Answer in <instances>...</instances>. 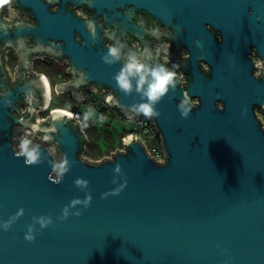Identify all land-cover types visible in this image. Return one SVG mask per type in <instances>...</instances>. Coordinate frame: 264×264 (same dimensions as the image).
Masks as SVG:
<instances>
[{
  "label": "water",
  "instance_id": "water-1",
  "mask_svg": "<svg viewBox=\"0 0 264 264\" xmlns=\"http://www.w3.org/2000/svg\"><path fill=\"white\" fill-rule=\"evenodd\" d=\"M64 1L52 11L44 0H14L36 22L17 21L11 31L0 30V40L18 57L13 76L0 59V225L24 210L8 231L0 226V264H264V132L252 109L264 97V82L251 76L241 49L232 50L241 36L228 33L230 8L244 0H91L96 13L105 10L107 29L120 26L122 35L142 38L146 31L131 21L127 6L183 27L179 39L190 52L191 78L186 89L177 86L156 105L160 115L152 118L164 161L152 158L136 135L124 141L125 150L92 161L81 154L86 136L72 113L52 109L45 120L37 119L49 94L45 78L27 65L29 52L67 59L71 80L55 84L59 92L71 88L83 100L81 87L107 89L108 103L126 116L139 101L113 80L123 61L101 60L108 47L95 33L96 23L88 31L84 20L63 10ZM203 22L224 28L223 40L215 44ZM23 35L34 38L33 47L28 49ZM259 36L264 54V29ZM200 57L211 65L209 77L198 66ZM183 94L198 99L186 119L177 107ZM17 125L26 128L22 139L32 131L29 140L39 145L41 163L26 165L17 157ZM65 158L71 167L57 183V159ZM116 164L124 175L114 172ZM77 178L89 182L90 205L70 209H79L80 216L58 220L73 198L85 197L74 185ZM125 180L118 195L101 199ZM34 216H51L53 223L43 229L35 224L29 242L25 233Z\"/></svg>",
  "mask_w": 264,
  "mask_h": 264
},
{
  "label": "flooded vegetation",
  "instance_id": "flooded-vegetation-1",
  "mask_svg": "<svg viewBox=\"0 0 264 264\" xmlns=\"http://www.w3.org/2000/svg\"><path fill=\"white\" fill-rule=\"evenodd\" d=\"M13 1L14 0H0L1 31H11L13 28H15L14 23L17 21H22L23 23L29 24L36 22L29 8L17 7L13 4ZM44 1L48 4L49 9L52 11H56L58 8H60L62 2V0ZM90 3L91 0H65L63 3V10L65 12L69 11L73 16L84 20L86 22V28L88 31L90 30L91 26L94 27V25L88 26V24L91 23V21L96 23L98 28L95 33L101 39V43H104V46L106 47L115 43L116 41H119L122 45H124V54H126L128 51H134L140 56L141 59L149 63L159 62L168 67H170L173 63L179 65L177 71L182 74L183 79L182 83L178 84L177 86L183 89L187 88L188 81L191 78V75L188 71L190 52L187 46L179 39L181 32H183L182 26L171 22H162L144 9L127 6L125 10L130 11L131 21L136 24H142V28L146 31L143 33L142 38L129 31H126L124 35H122L120 26H118L116 30H108L107 21L105 20L104 14L105 10H101L100 12L96 13L95 9ZM250 16L251 20H249ZM216 17H218V15H216ZM230 20L231 28H228V33L241 36L240 42L236 44L234 48L231 46L230 48H232V50L241 49L245 58L242 56L241 57L248 64L249 73L251 76L255 79H258L259 81L264 82V54L259 52L260 48L257 44V41L260 39L259 34L262 33L264 29V0H260L256 4L251 3L250 0H244L243 3L238 4V8L231 6ZM202 24L204 30L206 29L212 34L215 44H218L223 40V35L225 33L224 28L214 26L210 22H203ZM254 25H258L260 30H256ZM106 35L114 38L115 41L109 39V37ZM23 36L26 42L25 45L28 47V49L33 47L35 44L33 43L34 38L30 35ZM119 36L121 37L118 39ZM76 37L79 38V35L76 34ZM144 41L146 43H144ZM145 44L147 45V51L149 54H145L144 52L146 48ZM41 56L42 54L40 53L29 52L27 54V59L30 61L27 65H31L30 69L33 72L37 73L39 68L45 67L46 74L51 80H53V78L57 79L60 76H64L65 79H67V77H71L68 72V66L66 65L67 59L65 57H52L44 55L43 58L40 59ZM0 59L3 62V67L5 70H8L9 73V67L12 66L13 62H15V67L18 65V57L14 48L6 44L5 40H0ZM197 61L199 68L206 76L209 77L211 65H209L202 57H200ZM65 79L62 81H66ZM93 87L96 89L93 90ZM70 91L64 90L61 92V95H64L67 100L73 101L69 95L75 91L73 89ZM99 91H101V89L92 84L82 90V93L84 94L83 96L86 97V101L88 100L87 103L91 104L95 110L98 109L100 111L102 109V102ZM75 98L77 97L75 96ZM62 99L64 101L65 98ZM191 99L194 103L195 98L191 97ZM92 101L93 103H91ZM217 105L220 108L223 107V103L221 101H217ZM72 107L74 106L71 105V108ZM252 109L260 128L264 132V97L259 104H253ZM12 128V131L16 137L13 146L16 149L18 148V145L25 134L26 128H22L19 125L13 126ZM86 141H89L87 135Z\"/></svg>",
  "mask_w": 264,
  "mask_h": 264
},
{
  "label": "clouds",
  "instance_id": "clouds-1",
  "mask_svg": "<svg viewBox=\"0 0 264 264\" xmlns=\"http://www.w3.org/2000/svg\"><path fill=\"white\" fill-rule=\"evenodd\" d=\"M124 45L119 41L108 46L107 51L101 56V60L108 65H112L117 61H123L118 72L113 76L116 87L125 96L132 95L133 93L139 96V101L132 103L128 111L135 115H142L146 118H156L160 115L156 105L170 92L177 88V85L182 83V74L177 71L179 65L173 63L170 67L160 63H149L141 59L140 56L134 51H128L124 54ZM55 85V84H54ZM112 99V97H109ZM182 118H187L192 111L193 101L190 96L183 94L179 105L177 106ZM17 157H24V163L26 165H37L41 163L39 145L32 144L27 139H21L18 145ZM59 169V183L65 173H67L71 167V164L67 158L59 163L57 166ZM115 173L124 175L121 166L115 165ZM88 181L83 178H77L74 181V185L85 191L84 199L73 198L68 205L62 209V214L57 217L58 220H65L69 215L80 216L81 211L77 209L74 212H70V209H74L77 205L87 208L91 202V193L87 191ZM113 184H116L115 176L112 180ZM127 181L121 183L118 187L114 188L110 192L101 194V199L107 198L109 195H118L121 190L126 186ZM23 208L18 209L17 212L9 217L8 220L2 222V228L5 231L10 229V226L23 215ZM34 223L28 225L27 232L25 233V239L32 242L35 239L34 231L35 224H38L40 229L48 227L53 223L51 216H40L32 218ZM219 247V245H217Z\"/></svg>",
  "mask_w": 264,
  "mask_h": 264
},
{
  "label": "rangeland",
  "instance_id": "rangeland-1",
  "mask_svg": "<svg viewBox=\"0 0 264 264\" xmlns=\"http://www.w3.org/2000/svg\"><path fill=\"white\" fill-rule=\"evenodd\" d=\"M14 65H15V62H13L12 66L9 67V71L12 75L14 74L13 73V70L15 67ZM38 72H40V71H38ZM48 78H49V76H48ZM68 78L69 77H67V79ZM67 79H65V80H67ZM49 80H50V78H49ZM66 90L70 91L71 89L68 88ZM99 95H101V99L102 98L104 99L107 94L104 91H100ZM50 97H51V103L49 104L47 109L40 111L39 114L41 116H42V114L46 115L49 112V109H54L55 107L62 108V109L63 108L64 109H70L71 105H73V106H78L83 112L86 109L90 108V106H88L89 103L81 102V101H79V98H75L73 95V92L71 93V95H69V97H71V99L72 98L77 99L76 101L67 100L64 95H61V93L59 95L58 94L56 95L55 85L53 87H51ZM81 97H83V95H81ZM62 98H65L64 101ZM91 103H93V101ZM104 112H105V114L103 112L101 114V113H99L98 109L92 110V107H91V109H90L91 117L94 118L95 115L97 114V118L92 123L91 122H85V120L83 123V129L85 130V133L88 137V140L90 139V141L89 142L86 141L85 147H84L81 154L84 158L90 159L92 161H94V160L98 161V160L102 159L103 157L109 156L113 151L120 148V146H121L118 144V142H119V138H120V133L123 131V125L121 123L119 115L115 111H114V113H111V111H109V110H106V111L104 110ZM94 129H97V131H99L97 134H99L100 137H96L93 139V137H91V134H92V130H94ZM108 132H111L112 135ZM111 136L114 138L113 147L104 151L107 144H110L109 141H112ZM91 139H93V140H91ZM49 145L54 150L56 157H58V154L56 153L54 144L49 143ZM92 156H95V157L91 158ZM59 163H60V159H57V166L59 165Z\"/></svg>",
  "mask_w": 264,
  "mask_h": 264
},
{
  "label": "built area",
  "instance_id": "built-area-1",
  "mask_svg": "<svg viewBox=\"0 0 264 264\" xmlns=\"http://www.w3.org/2000/svg\"><path fill=\"white\" fill-rule=\"evenodd\" d=\"M43 56H44V54H42L40 59H42ZM9 74L12 76L11 73H9ZM37 74H40L45 78L47 84L49 83L48 87L51 90V87H53L54 85L51 83L48 76L44 72H37ZM103 91L106 92V94H107L106 97L110 96L109 90L105 89ZM49 95H51V93ZM82 95H84V94L82 93ZM106 97L104 99L103 98L101 99L102 108L105 109V111L106 110L111 111V113H114V111H115L119 115V118H120L121 123L123 125V130L126 131V133L121 137L122 144H121L120 148H118V150H125L124 141L127 138H133V135H136V136H138V138L140 139V141L144 145L147 153L152 158H154L158 161H164L165 160V151H164V146L162 143V135H161L154 119H152V118L149 119V118H146L142 115H134L132 113H130L128 116H126L124 111L118 109L115 106H111L108 103V101L106 100ZM85 98L86 97L83 96V100L79 99V101L86 102ZM194 98H195V100H194L193 104L197 105L198 99H197V97H194ZM50 103H51V97L48 99V102L45 105V107L43 109H40L37 111V119L38 120L43 121L49 116V114H48L49 112L46 115L42 114V116L39 113H40V111L47 109ZM25 109H26L25 105H22L20 107L21 112L25 111ZM50 110H52V109H49V111ZM65 110L72 113L73 120L75 121V123H77L81 132L86 136L85 130L83 129V115H82L81 109L70 108V109H65ZM32 136H33L32 131H29L26 133L25 138L32 139ZM114 152L115 151H113L111 154H113ZM111 154L107 157L111 158L112 157ZM94 161H96V160H94Z\"/></svg>",
  "mask_w": 264,
  "mask_h": 264
},
{
  "label": "trees",
  "instance_id": "trees-1",
  "mask_svg": "<svg viewBox=\"0 0 264 264\" xmlns=\"http://www.w3.org/2000/svg\"><path fill=\"white\" fill-rule=\"evenodd\" d=\"M34 43V42H33ZM33 43H31V44H33ZM62 57H64V56H62ZM38 71H40V72H44V73H46V69H45V67H41V68H39V70ZM59 71V70H58ZM63 79H65V77L64 76H60V77H58L57 79L56 78H53V80H51V83L54 85L55 83H57V82H61ZM72 100L73 101H76L77 99H73L72 98ZM86 102H88V100L86 101ZM85 102V103H86ZM88 106H90V108H88V109H86L84 112L82 111V115H83V123H84V120H85V122H93L94 120H96V118H97V114L95 115V117L94 118H92L91 117V115H90V109H91V107H92V105L91 104H89ZM73 109H80L78 106H74V107H72ZM94 108L92 107V110H93ZM104 110L105 109H101L100 111H99V113H101L102 114V112L105 114V112H104ZM99 131H97V129H94V130H92V133L94 134L93 136H94V138H96V137H100V135L99 134H97ZM108 133H110L111 134V132H108ZM126 133V131L125 130H123L121 133H120V138H119V142H118V144L119 145H121L122 144V142H121V137L124 135ZM112 135V134H111ZM112 137V136H111ZM89 142V141H88ZM106 143V142H105ZM109 143L110 144H107V146H106V148L104 149V151H106L107 149H109V148H111V147H113V143H114V138L112 137V141H109ZM103 152V151H102ZM95 156H92L91 158H94Z\"/></svg>",
  "mask_w": 264,
  "mask_h": 264
},
{
  "label": "crops",
  "instance_id": "crops-1",
  "mask_svg": "<svg viewBox=\"0 0 264 264\" xmlns=\"http://www.w3.org/2000/svg\"><path fill=\"white\" fill-rule=\"evenodd\" d=\"M66 65L68 66L67 63H66ZM69 74H70V73H69ZM13 75H14V74H13ZM13 75H12V76H13ZM70 80H71V77H70L69 79H67L66 81L57 82V83H55V84L57 85V84H59V83L67 82V81H70ZM56 85H55V89H56ZM84 89H85V87H81V88L79 89V91L81 92V95H82V90H84ZM61 92H62V91H60V93H61ZM60 93H59V91H57V89H56V95H57V94L59 95ZM93 135H94V134L92 133V134H91V137H93V139H94V136H93ZM93 139H91V140H93ZM89 141H90V139H89Z\"/></svg>",
  "mask_w": 264,
  "mask_h": 264
},
{
  "label": "bare ground",
  "instance_id": "bare-ground-1",
  "mask_svg": "<svg viewBox=\"0 0 264 264\" xmlns=\"http://www.w3.org/2000/svg\"><path fill=\"white\" fill-rule=\"evenodd\" d=\"M47 86H49V83L47 84ZM51 93V90H50V88L48 87V94H50ZM48 98H50V95H48ZM48 102V101H47ZM47 104V103H46ZM55 109H62V108H58V107H55ZM63 110H65L64 108H63Z\"/></svg>",
  "mask_w": 264,
  "mask_h": 264
}]
</instances>
